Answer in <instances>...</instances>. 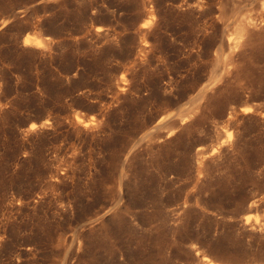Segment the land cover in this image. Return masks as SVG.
I'll return each mask as SVG.
<instances>
[{
    "label": "rangeland",
    "instance_id": "1",
    "mask_svg": "<svg viewBox=\"0 0 264 264\" xmlns=\"http://www.w3.org/2000/svg\"><path fill=\"white\" fill-rule=\"evenodd\" d=\"M263 2L0 0V264H264Z\"/></svg>",
    "mask_w": 264,
    "mask_h": 264
},
{
    "label": "bare ground",
    "instance_id": "2",
    "mask_svg": "<svg viewBox=\"0 0 264 264\" xmlns=\"http://www.w3.org/2000/svg\"><path fill=\"white\" fill-rule=\"evenodd\" d=\"M262 7L264 8V2H263V4H262ZM146 23H148V22H146ZM149 25V24H148ZM34 39H36L35 37H34ZM29 40H30V38H29ZM185 116V115H184ZM183 117V116H182ZM181 117V118H182ZM184 118V117H183ZM182 118V119H183ZM31 127H33V124L32 125H30V128ZM202 259H203V261H204V263L205 264H217V263H215L212 259H210V258H208V257H206V256H203L202 257ZM234 264V263H233ZM236 264V263H235Z\"/></svg>",
    "mask_w": 264,
    "mask_h": 264
},
{
    "label": "snow or ice",
    "instance_id": "3",
    "mask_svg": "<svg viewBox=\"0 0 264 264\" xmlns=\"http://www.w3.org/2000/svg\"><path fill=\"white\" fill-rule=\"evenodd\" d=\"M147 25H145V27H146ZM41 47H42V45H40ZM33 127H35V125H33Z\"/></svg>",
    "mask_w": 264,
    "mask_h": 264
}]
</instances>
